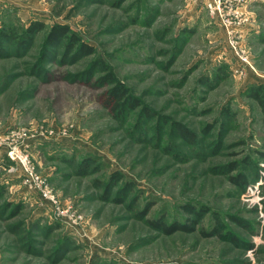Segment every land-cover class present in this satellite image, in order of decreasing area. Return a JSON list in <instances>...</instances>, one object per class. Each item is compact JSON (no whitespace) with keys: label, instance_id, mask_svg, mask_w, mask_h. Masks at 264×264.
Instances as JSON below:
<instances>
[{"label":"rangeland","instance_id":"374dc122","mask_svg":"<svg viewBox=\"0 0 264 264\" xmlns=\"http://www.w3.org/2000/svg\"><path fill=\"white\" fill-rule=\"evenodd\" d=\"M225 9L239 24L200 0H0V27L45 24L26 47L3 43L0 139L30 135L34 170L73 215L57 219L0 146V264H264V115L247 89L264 85V8ZM53 24L94 53L45 47ZM97 60L138 108L117 119L103 106ZM187 205L207 211L194 231L149 226L192 225Z\"/></svg>","mask_w":264,"mask_h":264},{"label":"trees","instance_id":"16d2710c","mask_svg":"<svg viewBox=\"0 0 264 264\" xmlns=\"http://www.w3.org/2000/svg\"><path fill=\"white\" fill-rule=\"evenodd\" d=\"M44 29L45 24L41 21H32L31 23L27 24V26L23 29L20 34L16 33L13 29L8 30L5 27H0V52L5 49L3 44L5 40H10L14 42L18 48L26 47L27 44H29L32 39L36 36V34L43 31ZM61 42H65L64 56L69 53H72L75 59L81 56H88L94 53V47L82 40H79L76 34L71 32L70 28L67 25L53 24L48 29L45 35L44 46L49 48L56 46ZM97 64L103 67L102 69L104 70V73L102 75H98L94 79V82H96V84H98L99 86L106 87L100 95V101L103 106L111 113V115L118 119L120 118V116L126 115L127 113L134 111L136 108H138V106L140 105L139 99L130 94L129 89L122 82H119L115 78L112 71L107 70L106 65L104 66V64L101 63V61L99 60L93 63V65ZM92 69L85 71V78L88 82L93 79ZM247 89L248 96L253 98L259 104V106L263 110L264 115V85H252ZM144 112H146V114H150L149 108L144 107ZM178 127L183 137L189 139L190 141L194 140V134L191 131H189L188 129H186V127L180 124H178ZM81 160V163L78 165L80 168H82L80 172L86 173L91 163V159L89 157H84ZM4 161V165L7 166V157L4 159ZM112 176H116V173H113ZM118 178L119 177H115V179H113L116 182ZM3 193L4 189L2 186H0V196H2ZM8 204L9 203H6V205ZM20 208L21 203L16 205L17 212H19ZM185 208L189 213H192L193 211L194 216H196V218L192 222V225L179 221L167 222L164 220V217H161L158 219L149 220V226H152L153 228L160 230L161 232L167 235H170L176 231L192 232L195 230V227L199 220L202 218V215L205 214V212L207 211H205L206 209H202L201 211H195L192 208H189L188 205L187 207L185 206ZM149 209L150 207L146 206L143 213L147 214ZM216 234L218 233H216L215 231H212L210 233L203 232L204 236Z\"/></svg>","mask_w":264,"mask_h":264},{"label":"built area","instance_id":"2783aa9c","mask_svg":"<svg viewBox=\"0 0 264 264\" xmlns=\"http://www.w3.org/2000/svg\"><path fill=\"white\" fill-rule=\"evenodd\" d=\"M207 6L212 13H218L222 17H226L225 21L239 24L240 16L234 12V17L228 19L225 6L232 0H200ZM30 135L25 131L12 130L6 133L5 138L0 139V146L5 149V154L8 160L7 169L9 171H17L22 176V183L24 187L36 193L43 201L48 202L55 217L59 220L72 219V213L67 214L60 206V203L49 188L42 174L36 172L31 164L30 159Z\"/></svg>","mask_w":264,"mask_h":264},{"label":"crops","instance_id":"0c3cea01","mask_svg":"<svg viewBox=\"0 0 264 264\" xmlns=\"http://www.w3.org/2000/svg\"><path fill=\"white\" fill-rule=\"evenodd\" d=\"M248 4L251 6V9H254L255 11H258L257 8L259 7L264 8V0H248Z\"/></svg>","mask_w":264,"mask_h":264}]
</instances>
